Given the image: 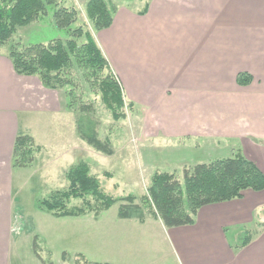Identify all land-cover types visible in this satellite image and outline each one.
Masks as SVG:
<instances>
[{
  "label": "crops",
  "instance_id": "obj_1",
  "mask_svg": "<svg viewBox=\"0 0 264 264\" xmlns=\"http://www.w3.org/2000/svg\"><path fill=\"white\" fill-rule=\"evenodd\" d=\"M146 2L142 9L119 5L112 25L93 35L125 100L145 110L142 122L161 138L240 140L241 153L264 172V0ZM241 72L251 75L249 84L238 83ZM56 92L37 76L18 74L0 50V264H10L22 244L11 231L19 202L16 138L31 135L52 153L75 149L48 131L50 122L63 131L70 121ZM153 220L181 264H264V190L205 205L191 225ZM230 230L234 238L249 230L251 239L240 247Z\"/></svg>",
  "mask_w": 264,
  "mask_h": 264
},
{
  "label": "rangeland",
  "instance_id": "obj_2",
  "mask_svg": "<svg viewBox=\"0 0 264 264\" xmlns=\"http://www.w3.org/2000/svg\"><path fill=\"white\" fill-rule=\"evenodd\" d=\"M105 1L116 9L125 4L142 9L147 3V0ZM54 2L47 6L46 14L35 22L18 27L8 42L0 44V50L8 53L12 46L22 50L35 44H48L56 39L66 40L71 37L69 30L80 26L90 30L93 35L98 31L87 14L89 0ZM61 7L77 11L76 20L70 28L61 27L54 17L55 11ZM67 77H74V82L56 90V95L70 113L68 119L71 122L68 121L67 130L63 131L50 122L48 131L56 130L57 138L66 140L67 144L75 143V149L68 147L66 151L61 149L64 151L62 153H52L39 145L41 150L35 154L31 165L15 168L20 170L15 178V185L18 186L14 189L19 202L15 204L18 211L12 218L11 231L18 235L22 244L18 250L10 253V264H43L34 250V242L40 255L46 260L50 259L53 264H79L83 261L88 264H181L180 258L170 247L167 233L153 222L155 218L147 209L137 213H143L149 219L147 224L142 225L135 220V216L132 220L119 218L120 203L102 211L98 216L87 213L82 216L58 217L39 209L38 200L54 190L67 188V170L84 160L89 163L91 172L99 177L107 193L115 197L133 194L140 203L141 197L147 194L155 172L175 173L182 182L186 167L240 153V140L161 138V133L154 130L155 125L142 122L145 110L138 104L130 106V102L125 100L126 105L120 109V117L116 119L102 100L99 81H88L75 65ZM83 104L93 105L91 115L99 122L100 138L111 140L114 147L112 156L95 150L79 137L76 117L83 115L80 111ZM70 137L72 141L68 140ZM78 203L79 199L71 202ZM242 232L234 238L230 230L228 238L239 241ZM64 253L68 254L67 260L63 258Z\"/></svg>",
  "mask_w": 264,
  "mask_h": 264
},
{
  "label": "trees",
  "instance_id": "obj_3",
  "mask_svg": "<svg viewBox=\"0 0 264 264\" xmlns=\"http://www.w3.org/2000/svg\"><path fill=\"white\" fill-rule=\"evenodd\" d=\"M55 0H0V44H5L16 33L18 27L28 26L41 15L46 14L47 6ZM87 14L97 30L109 28L113 23L116 8L105 0H89ZM77 11L65 7L58 8L54 17L63 28H70L76 20ZM69 39H56L48 44H35L18 50L12 46L7 53L15 71L20 75L37 76L41 83L50 89L59 90L74 81L67 74L72 67H78L88 81H99L102 100L120 117V109L126 105L120 80L113 72L107 58L97 44L92 32L83 26L69 30ZM251 75L241 72L237 76L240 85L251 82ZM71 105V104H70ZM132 106V103H129ZM83 115H77L76 128L79 137L95 150L107 155L114 154L109 139L99 136V122L91 115L92 104L80 107ZM41 150L31 135H19L14 144L12 165L14 168L29 166L35 154ZM69 185L52 191L47 197L38 200V207L58 217L82 216L102 211L120 203L118 216L121 219L136 217L144 223L146 217L142 209H147L152 218L161 219L166 227L191 225L200 208L205 205L240 198L245 190H264V172L258 165L241 152L227 158H218L206 163H198L184 169L181 182L175 173L155 172L147 194L137 202L136 195L127 194L115 197L107 193L96 175L91 172L87 161L80 160L66 172ZM73 199L80 203L71 204ZM251 239L249 231L239 237L240 247ZM36 237L34 241H36ZM34 250L43 264H53ZM64 260L68 254H63ZM79 261V260H78ZM78 264V263H77ZM79 264H88L86 261Z\"/></svg>",
  "mask_w": 264,
  "mask_h": 264
}]
</instances>
